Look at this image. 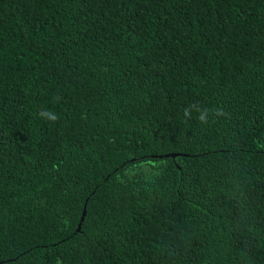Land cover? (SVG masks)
Segmentation results:
<instances>
[{"label":"trees","instance_id":"obj_1","mask_svg":"<svg viewBox=\"0 0 264 264\" xmlns=\"http://www.w3.org/2000/svg\"><path fill=\"white\" fill-rule=\"evenodd\" d=\"M0 264H264V0H0Z\"/></svg>","mask_w":264,"mask_h":264},{"label":"clouds","instance_id":"obj_2","mask_svg":"<svg viewBox=\"0 0 264 264\" xmlns=\"http://www.w3.org/2000/svg\"><path fill=\"white\" fill-rule=\"evenodd\" d=\"M40 115L42 117L49 118V119H51L53 121H55L57 119V117L53 113H51L50 111H42L40 113ZM200 119L203 120L204 119V116H201Z\"/></svg>","mask_w":264,"mask_h":264},{"label":"water","instance_id":"obj_3","mask_svg":"<svg viewBox=\"0 0 264 264\" xmlns=\"http://www.w3.org/2000/svg\"><path fill=\"white\" fill-rule=\"evenodd\" d=\"M84 214H85V211H83V213H82V218H81V220H83Z\"/></svg>","mask_w":264,"mask_h":264}]
</instances>
